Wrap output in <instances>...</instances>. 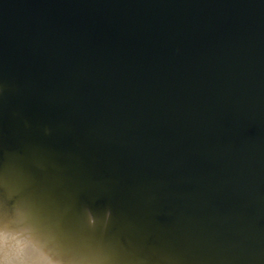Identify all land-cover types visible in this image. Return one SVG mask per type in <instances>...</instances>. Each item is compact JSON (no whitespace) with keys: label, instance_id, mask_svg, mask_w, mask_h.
I'll return each mask as SVG.
<instances>
[{"label":"water","instance_id":"1","mask_svg":"<svg viewBox=\"0 0 264 264\" xmlns=\"http://www.w3.org/2000/svg\"><path fill=\"white\" fill-rule=\"evenodd\" d=\"M0 185L28 264H264V0H0Z\"/></svg>","mask_w":264,"mask_h":264}]
</instances>
